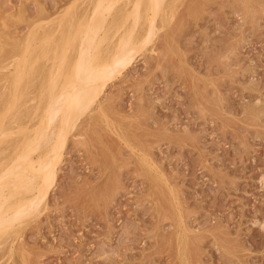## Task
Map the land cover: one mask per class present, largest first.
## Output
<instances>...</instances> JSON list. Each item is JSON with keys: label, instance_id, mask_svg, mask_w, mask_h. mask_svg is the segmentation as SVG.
<instances>
[{"label": "rangeland", "instance_id": "374dc122", "mask_svg": "<svg viewBox=\"0 0 264 264\" xmlns=\"http://www.w3.org/2000/svg\"><path fill=\"white\" fill-rule=\"evenodd\" d=\"M63 1L0 0V51L25 43L44 19L52 26L35 35L51 31L55 45L69 29L71 17L55 15L65 12L70 0ZM91 1L76 2L71 22ZM131 4L120 0L116 11ZM169 10L70 134L45 208L0 240V264H264V0H179L164 25ZM32 38L35 47L44 42ZM43 45L31 47L34 58L42 52L39 62L31 58L38 82L18 102L31 98L34 113L52 63Z\"/></svg>", "mask_w": 264, "mask_h": 264}, {"label": "bare ground", "instance_id": "6f19581e", "mask_svg": "<svg viewBox=\"0 0 264 264\" xmlns=\"http://www.w3.org/2000/svg\"><path fill=\"white\" fill-rule=\"evenodd\" d=\"M70 1L68 4L70 6L66 4L67 8L65 7L66 8L64 9L65 12L62 11V13L64 12V14H62L61 12L55 14L58 15V17L55 16V19L56 17L57 18L66 17L64 15H68L66 18L71 17L69 19L70 22H68V26H66L67 22L65 23L64 21L65 27L69 28V29L64 28L65 30L66 29L68 30V32L66 31L67 33H65L64 30L65 34H63L62 31L57 27L62 24L61 21L60 22L58 21V23H61L60 25L57 26L54 25L55 26L54 31L58 33V31L60 30L62 33L60 37L61 41L57 42L58 38L56 37V42L54 45L55 39H53L54 41H51V39L54 38V34H52L51 31L50 33L52 34L53 37L50 35L48 31L45 32V34L47 33L49 35L48 37L46 35H43V33L41 34L39 33V35L44 36V37L41 36V38L37 37V34L35 35V33L37 32L36 27L43 28L41 25H45L48 22H50L49 24L50 26H52L51 19H44L36 22V25L38 26L33 27V25L35 26L34 24L35 22H34L33 25L31 26L32 28L30 27L28 31L26 30L28 33H26V35H24L25 33L23 34L24 36H26L25 43L15 45L10 52L3 50L2 52L0 51L1 52L0 53V59H1L0 60V69H1L0 70L1 72V77H0V101H1L0 103L1 104L0 106V240L3 241V243H5L11 235L16 237L17 234H19V230L21 226L25 225L23 224V222L37 217L43 205L45 208L49 189L56 181L55 178L58 172L59 165L62 162L64 149L67 141L69 140L68 138L70 134L74 133L76 129H79L81 118L84 117L87 113L89 114V112H91L94 108H96L95 105L98 103L99 100H101L100 99L101 94L103 93L106 84L118 73L125 71L124 69H126L129 65H131V63H133V61L136 59L138 52L142 48L147 46L155 38L159 28L164 27V26H160V27L157 26L156 21L158 16L162 12L164 15L165 9L168 7L170 8L168 12L169 15L167 13L168 18L166 15L165 17L161 16L165 18L164 20H162L164 21V25H166L165 21L171 20L172 17L175 16L174 14L175 7L179 0H126V3L132 1V4L129 7V9H126L125 11L121 10V8L118 9V11H116L117 4L120 0H92L87 5L82 7L83 8L82 10L79 11L81 17L76 18L77 20L79 19L78 22H76V20L75 21L73 20L74 22H71L72 16H69L70 14L72 15L74 13L71 12V10L72 9L74 10L73 7L77 5L76 2L78 0L77 1L75 0L76 1L75 5H72L74 2L70 3ZM123 5L125 6V4ZM78 6H76V9ZM114 11H115L114 13L115 17L111 19L113 16L112 17L110 16L113 14ZM66 18L64 19L62 18L61 20L63 21ZM55 19L53 21H55ZM57 20L59 19H56V23ZM66 20L68 21V19ZM142 22L143 24L145 22L146 26L144 32H142V34H140L139 36V32L137 33L136 28L138 25H140V23L142 24ZM60 28L62 29L61 26ZM42 32H44V30H42ZM32 36L33 37L35 36L36 39L39 38L40 41L44 40V42L43 41L41 42V45L37 44L39 48L40 46L43 45L42 43H45L46 45L43 46L46 47L50 45L49 49L52 54L51 55L52 63H50V65L47 66L46 69L47 72L44 71L45 72L44 77L40 79V84H39L40 87L38 86L39 87L38 90L41 89L42 92L40 91L41 96L39 94L38 97L40 99H38L39 101L37 100L38 102H36L37 104L36 108L38 112L35 113L31 110L32 108L29 106L30 105L29 99L31 98L24 101L22 100L20 105L21 107L18 108V104H19L18 102H20V98L27 96L31 92V89L34 86V82L37 81L34 80V74L37 70H39L37 69L39 66L37 65L38 63L35 62L32 63L33 62L32 60L36 58V57L34 58L32 54L34 55L35 53H37L36 49L38 47H35L36 44L34 41L35 38H32ZM60 38L58 40H60ZM21 41L23 42L24 40ZM32 41L34 42V46L32 44ZM37 43H39V41ZM103 46H105V48H103ZM31 47H34L36 49ZM46 47H44L45 49L43 52H45L46 54L48 51L49 54V49L47 50ZM39 48L38 50H41V48L40 49ZM31 51L35 53H32ZM40 53L42 54V52ZM41 54H38L39 58ZM35 56H37V54ZM43 57H45L44 54ZM47 58L50 59V57ZM44 64H42L41 62V65ZM96 112H98L97 109ZM105 115L106 114H104L103 116ZM106 119L107 118L105 117L104 119L105 121L109 120ZM14 124L16 125L15 128L13 126ZM16 132L18 134L13 135V137L14 136L16 137L14 139L11 138V135L16 134ZM116 133L118 132L116 131ZM119 134L121 133L119 132ZM124 141H127V139H125ZM142 143H144V141ZM124 145L126 144L124 143ZM149 151L150 149L148 150V152ZM141 153L143 152L141 151ZM147 154L148 153H146V156ZM94 157L96 159V156H93V158ZM142 157L140 158L142 159ZM150 159L151 158H149V160ZM143 161L141 160L140 162L143 163ZM146 163H148V161L145 162V164ZM148 164H151V162H149ZM151 167L150 169L152 170ZM160 177H162V175ZM165 179L162 178V180L164 181ZM164 184H166V181ZM168 186L171 189L170 184ZM172 191L175 190L172 188ZM159 193L160 192H158V195ZM178 200L176 199V201ZM176 203L177 202H175L174 205H176ZM170 206L172 207L171 204ZM158 208L157 210H159ZM160 211H162V209ZM171 211L172 210H170V212ZM180 215L181 214H178V216ZM186 225L187 227L184 226V228H186L187 230L188 222ZM181 228L182 227H180V229ZM184 228H182V230L186 232ZM177 234L175 235L177 236ZM195 236L198 237V235ZM14 240L12 242H14ZM179 242H181V240ZM184 242L185 240L183 241V243ZM13 244L14 243H12V245ZM19 255L21 254L19 253ZM189 255L190 254H188V256ZM185 259L183 260L185 263H187L188 260L186 262Z\"/></svg>", "mask_w": 264, "mask_h": 264}]
</instances>
